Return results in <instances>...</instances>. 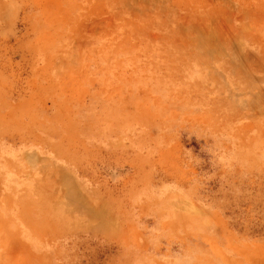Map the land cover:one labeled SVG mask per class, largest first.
Returning <instances> with one entry per match:
<instances>
[{"label":"rangeland","instance_id":"obj_1","mask_svg":"<svg viewBox=\"0 0 264 264\" xmlns=\"http://www.w3.org/2000/svg\"><path fill=\"white\" fill-rule=\"evenodd\" d=\"M0 264H264V0H0Z\"/></svg>","mask_w":264,"mask_h":264}]
</instances>
